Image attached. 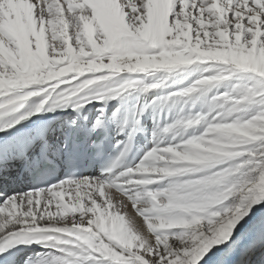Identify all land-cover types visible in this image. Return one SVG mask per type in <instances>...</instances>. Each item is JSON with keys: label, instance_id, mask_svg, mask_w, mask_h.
<instances>
[{"label": "snow or ice", "instance_id": "obj_1", "mask_svg": "<svg viewBox=\"0 0 264 264\" xmlns=\"http://www.w3.org/2000/svg\"><path fill=\"white\" fill-rule=\"evenodd\" d=\"M0 264H264V0H0Z\"/></svg>", "mask_w": 264, "mask_h": 264}, {"label": "bare ground", "instance_id": "obj_2", "mask_svg": "<svg viewBox=\"0 0 264 264\" xmlns=\"http://www.w3.org/2000/svg\"><path fill=\"white\" fill-rule=\"evenodd\" d=\"M255 211V210H254ZM247 219V218H246ZM243 223V222H242ZM213 251H216V249H214Z\"/></svg>", "mask_w": 264, "mask_h": 264}]
</instances>
